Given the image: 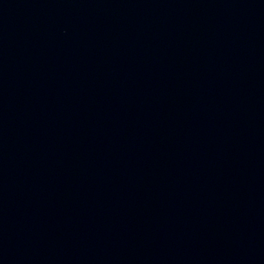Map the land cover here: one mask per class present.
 Returning <instances> with one entry per match:
<instances>
[{
    "label": "water",
    "instance_id": "95a60500",
    "mask_svg": "<svg viewBox=\"0 0 264 264\" xmlns=\"http://www.w3.org/2000/svg\"><path fill=\"white\" fill-rule=\"evenodd\" d=\"M0 264H264V0H0Z\"/></svg>",
    "mask_w": 264,
    "mask_h": 264
}]
</instances>
